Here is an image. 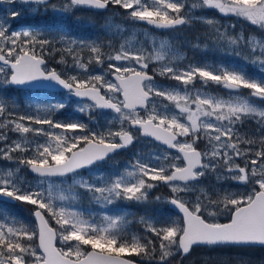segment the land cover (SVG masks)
Returning <instances> with one entry per match:
<instances>
[{
  "label": "snow or ice",
  "instance_id": "6c2138e0",
  "mask_svg": "<svg viewBox=\"0 0 264 264\" xmlns=\"http://www.w3.org/2000/svg\"><path fill=\"white\" fill-rule=\"evenodd\" d=\"M15 2L8 0L10 4ZM18 2L27 6L30 13L51 11L69 19L83 9L106 11L109 6H118L133 23L144 22L157 29L175 30L201 23L209 26L217 42L223 40L233 55L240 57L239 49H247L245 61L264 73V36L229 35L220 31L217 21L196 14L198 10L215 9L264 30V0ZM7 11L8 16L0 18V159L13 161L17 167L0 169V197L32 206L38 227L31 228L0 211V264H136L129 257L147 259L149 264H170L173 257L190 254L194 246L264 247V105L258 103L264 101V77L251 76L235 64L179 67L175 61L183 57L174 54L170 41L149 38L145 33V42L151 47L148 51L135 34L123 38L125 30L110 23L105 25L106 30L112 36L122 37L118 48L112 40L106 43L77 40L70 34L60 35L54 41L43 38L31 26L12 30L9 18H17L21 13L11 8ZM113 27L116 31H111ZM105 48L110 51L106 53ZM56 54H60L59 63L66 65V57H71L73 69L88 71L93 63H107V72L87 79L77 75L63 78L64 74L54 68L45 70L44 56ZM152 62L160 67L150 75ZM107 75L112 79H107ZM156 75L177 84L164 87L156 81ZM197 79L204 85L214 83L224 87L227 98L196 89ZM36 81L54 82L69 94L89 98L91 104L78 108L81 113L88 112L89 119L93 109L111 110L119 130L111 127L93 130L78 120L55 121L53 115L66 107L64 102L37 105L34 113L17 115L18 103L6 94L7 87ZM242 89L250 90L247 96L242 95ZM246 119L257 123L253 136L240 133ZM44 125L60 129L62 134L45 130ZM77 131L81 134H75ZM10 134H16L17 139H10ZM36 137L47 139L39 142ZM140 137L152 138L168 150L174 149L175 154L137 152L122 171L105 175L98 166ZM29 152L31 156L27 155ZM15 153L24 155L16 157ZM21 166L35 174V184L20 175ZM92 168L96 169L95 175L80 174L81 169ZM210 174L216 175L217 180L251 185V191L245 194L216 191L217 198L213 199L212 192L199 186L201 178ZM69 175L72 183L67 186L49 182L51 177ZM159 183L170 189L166 202L178 209L182 218L163 223L140 218L145 230L159 241L158 247L147 237H127V212L105 213L97 223L93 213L86 218L78 208L56 203L77 202L80 199L77 189H83L92 202L102 207L122 200L144 202L149 198V190ZM182 194H194L195 200L186 201ZM155 199L160 201L161 197ZM205 213L211 218L230 214V220L209 222ZM50 220L58 227L51 226ZM85 246L91 250L85 251ZM205 264H254V261L239 254L210 259Z\"/></svg>",
  "mask_w": 264,
  "mask_h": 264
},
{
  "label": "rangeland",
  "instance_id": "374dc122",
  "mask_svg": "<svg viewBox=\"0 0 264 264\" xmlns=\"http://www.w3.org/2000/svg\"><path fill=\"white\" fill-rule=\"evenodd\" d=\"M57 2L58 1H56L55 3H57ZM17 3H19L18 0H16L15 3H11V4L8 3V0H0V18L8 16L7 10L9 8L15 10L14 7L16 8ZM18 9L21 11L20 12L21 16L14 18V19L9 18V23L11 24L12 30H19L21 28V27L14 25L13 21L23 19L26 16L31 17V16L35 15L33 13H30L27 10V6H23V5L20 7L18 6ZM38 14H40L42 16H46V17H48V14H50L52 16V19L54 17H58L60 20H63L65 18V16L56 15V14L53 15V13L50 11L47 13H44L43 11H41ZM196 14L197 15H203L207 18H210V19L217 21L218 25L220 26V31L221 32L226 31L229 35H236L239 33H243L245 35L246 28H249L252 30H261L264 33V30L260 29L259 26L253 25L251 22L246 21L241 17H236L235 15H231V14L224 15L215 9H205L203 11L198 10L196 12ZM99 16H100V18L103 19L104 24H102V26H103L104 30H106L105 25L108 23H110L113 26L119 25L121 28H123L125 30L123 32V38H128V37H131L133 34H135L136 38L140 42H144L143 39L140 38V36H145L144 35L145 33H148L149 38L155 37L154 34H151L148 32V29L143 28L141 26V24L133 23V21H131L127 17L126 11L119 8L118 6H109V8L106 11L101 12V14H99ZM197 24H201V23H197ZM202 25H204V24H202ZM232 26H234V28ZM25 27H27V26H25ZM207 27H208L209 32H212L211 28L209 26H207ZM32 28L34 30H39L41 32L43 38L49 37V38L53 39L54 41L58 40L60 35H63V34H59V33L49 31L48 29H44V28L38 27V26L32 27ZM111 31H116V28L113 27L111 29ZM107 32L109 35H111L109 31H107ZM248 35L259 36L258 34H254V33H252V34L249 33V34H247V36ZM211 38L212 37L210 35V39ZM77 40H84V39H77ZM157 40H159V39H157ZM213 40H214L215 44H213L214 42H212V43L210 42L211 47L215 51L219 52L222 57H221V59L216 58V59L209 60L208 65L230 66V65L235 64L237 66L243 67L246 70V72L251 76L264 77V73H261L258 70L257 66H253V65L247 63L245 61V59L243 60V55H241L240 57H237L231 53V50L229 48H227L225 42H223V44H222L220 42L218 43L216 38H213ZM168 41H170V40H168ZM170 42L173 46V52L175 53L174 44H173L172 40ZM56 46L58 48L62 47V45H60V44H56ZM222 46L224 47V49H223L224 53H222L220 50ZM144 47L146 49H148V51H151L150 46H146L144 44ZM178 56L184 57V54L179 53ZM169 57H171V53H170ZM50 60L53 63H51V65H49V66L46 65L45 70H49V69L54 68L59 73H62V72L69 73L68 69L73 70V71L74 70H80V69H73L70 67V65H72L73 61L68 60L67 65L59 63L60 54H56V55L51 56ZM242 61H245V62H242ZM116 63H118V62H116ZM124 66H128V65L125 64ZM185 67H187V66H185ZM80 71H84V70H80ZM106 72H107V69L105 67L102 68L101 65L90 66L88 71H84V73L88 77L92 76V75H98L101 73H106ZM106 78L111 80L109 75H107ZM9 87L10 86L7 87V93L6 94L17 101V103H18L17 115L32 114L36 111L37 105H45L48 103L64 102L66 104V107L62 110H58L53 115V119L55 121L71 122L70 118L75 117L74 113H77L78 115H81V116L83 115L86 118L85 124H87L90 129L107 130L109 127H111L112 130H119L120 125H119L118 121L113 120L115 113H113L111 111H100L97 109H93L91 112L92 119H89V113L88 112L81 113L78 111V108L85 106V105H88V104H91V102H89V101H74L71 99V96L69 93H55L53 95L45 94V93H37V94H35V93H23L22 97H19L18 95H20L21 93L12 91L11 89H9ZM164 87H166V86H164ZM220 87H222V86H220ZM221 89H223L222 93L212 92L210 90L204 91V92H207V93L212 94V95L222 96V97L227 98L228 91L223 87ZM241 93H242V95L247 96L249 91H246V93H243L241 90ZM157 101L159 102L160 98H157ZM164 103H165V101H164ZM258 103L264 105V101H258ZM170 107H172V106L170 105ZM143 114L144 113L141 112V115H143ZM109 121H112V123L109 124ZM33 127H40V126L39 125H33ZM43 127L45 128V130H52V129H49L47 125H44ZM52 131H55L57 134H62L60 129H54ZM75 134L78 135L81 133L79 131H77ZM241 134L243 135L244 133L242 132ZM245 134H247V133H245ZM68 135H72V133H69ZM29 138H32L31 134H29ZM10 139H17V135L16 134H10ZM35 139L38 140L39 142H44L47 138L46 137H36ZM153 144L146 141L144 138L140 137V139L135 142V145H133L131 148L128 149V151L124 154L123 158L118 157V156L117 157H111L108 160H106V162L100 164L98 167L103 171V173L105 175H107V174L112 173L116 170L122 171L130 162H132L135 159L137 152H142V153L148 154V153H152V152L160 153V152L168 151V150H165L159 146H155ZM22 155H24V154L15 153L16 157H20ZM27 155L31 156L32 153L29 152V153H27ZM237 163L242 164V161L237 160ZM16 167H17V165L13 161H7L4 159H0V169H8V168L14 169ZM80 174L83 176L95 175L96 169L92 168V169H87L85 171H80ZM20 175L23 176L28 182H30L32 184H35L37 182V177L31 175L28 172L26 167L21 166ZM49 182L52 183L53 185L67 186V185L72 183V177L70 175L69 177H63V178H61V177L50 178ZM199 186L206 188L209 192H212L213 194H215L216 191L220 192L221 194H223L225 191L236 193V194H245V193L251 191V185H246L243 183H237L236 181L225 180L223 178L220 180H217L216 175H211V174L206 176V177L201 178V183ZM45 187H47V183L45 184ZM77 191L80 193V199L77 202H72V201L60 202V201H57L56 202L57 205L59 206L61 203H64V205L67 207L78 208L79 210H81L85 213L86 218H87L89 213H93V214H95L93 218L96 220L97 223L100 222V217L105 213L110 214V215H115V214H119L121 211H123V212H127L128 216L135 213L134 210H131V209L129 210L127 208L122 207V204H118V202L116 205H108V206L102 207L101 205L92 202L89 198V194L87 192H85L83 189H77ZM169 197L170 196H164L161 199L166 201ZM183 198L186 201H194L195 195L194 194H187V195H183ZM28 206L31 207L30 205H28ZM17 207H18L17 210L19 212H21L19 205H17ZM12 215L14 216L16 214L13 213ZM141 217L153 218L155 220L160 221L161 223L168 221V220H174V219H160V218H157L156 216H153V215H145V213L142 212L139 215H136L133 219L127 218L129 223L125 226V229H126V235L128 238H131L132 235H137V236H141V237L152 236L151 233H149L145 230L144 224H142L140 222ZM16 218L18 220H20L21 222L29 225L32 228L29 217L27 218V217L19 216ZM50 222L54 225V227H58L55 224L54 220H50ZM158 244H159V241L157 240V246H158ZM57 246L58 247L61 246L59 242H57ZM213 247L214 246L198 247V248L194 249L188 256H186L184 264H193L195 262H197L196 264H205V261H208L210 259L214 260L217 257H226L229 255L235 257L239 254H246L247 257L251 258L254 261V264H262V262H264L263 258H259L258 256H254L253 254L249 255L250 253H231L229 251L220 250V249L211 250ZM202 248H205V249H202ZM139 259L141 260V258H139ZM142 261H148V260L144 259Z\"/></svg>",
  "mask_w": 264,
  "mask_h": 264
},
{
  "label": "trees",
  "instance_id": "16d2710c",
  "mask_svg": "<svg viewBox=\"0 0 264 264\" xmlns=\"http://www.w3.org/2000/svg\"><path fill=\"white\" fill-rule=\"evenodd\" d=\"M18 6L20 7L22 5L20 3H17L16 8L14 7V9L16 11L21 12L18 9ZM99 14H101L100 11L83 9V10L77 11L75 13V15L71 17V19H69V17H67V16H65V18L63 20H60L58 17H54L53 20H51L52 25H51L50 29L53 30L54 25L61 23L62 25L66 26L67 31H70V33L75 34L77 36V38L84 39L83 36L90 35L91 37H88L87 39H93L95 36H97L96 40L101 41V39L98 37L101 34L100 31L86 28L87 26H91V25L97 26V25L102 24L103 19L100 18ZM77 18H79V19H77ZM45 23H46L45 19L40 14H35L34 16H31V17L26 16L23 19L13 21V24L18 26V27H20V26L37 27L38 26V27H42V28L43 27L47 28ZM69 26L70 27L71 26H80V28L70 29ZM255 32L264 35V33L261 30H256ZM37 50L39 51V49H37ZM45 57L49 61L51 56L45 55ZM66 58L68 61L69 57H66ZM63 74H64V78H67L66 77L67 75L65 73H63ZM9 89L12 90V88H10V87H9ZM39 92L49 94L48 92H43V91H39ZM35 93H37V92H35ZM74 115H75V117L70 118V121L78 120L82 123H85L86 118L83 115L82 116L78 115V114H74ZM241 129H246L247 135L253 136L257 130V123H254L252 120L246 119L244 121L243 125L240 127V130ZM127 151H125V152H127ZM125 152L121 153L120 156L122 157ZM170 195H171V193H170V190L168 189V187H166L165 185L157 184L156 187L149 190V198L147 201L136 202V201L122 200V201H119L118 204H122V207L127 208L129 210L130 209L134 210L135 213L128 216L127 218L133 219L136 215H139L140 213L144 212L145 215H153V216H156L157 218H160V219L180 220L178 218V216L175 213H173L167 207V202L165 200L161 199L160 201H157L155 199L157 196L162 198L164 196H170ZM212 198L216 199L217 197L215 194H213ZM229 215L230 214H222L216 218H211V217L207 216V213H205L204 217H205V219H207L209 221L222 222V221L228 220ZM31 225H32V227H34V223L32 220H31ZM34 229H35V227H34ZM146 237L148 239H153L157 244V240L153 235L152 236H146ZM88 248H90V246H85L86 250ZM202 249H205V248H202ZM213 249L225 250V251H229L231 253H250L249 255L253 254L254 256H258L259 258L264 259V248H262V247L245 248V247H237V246H215L211 250H213ZM129 258L134 259V260H140L139 259L140 257H129ZM185 259L186 258H181L179 255H177L170 260V264H184ZM147 263L149 264V261ZM196 263L197 262H195L193 264H196Z\"/></svg>",
  "mask_w": 264,
  "mask_h": 264
},
{
  "label": "flooded vegetation",
  "instance_id": "af4514ba",
  "mask_svg": "<svg viewBox=\"0 0 264 264\" xmlns=\"http://www.w3.org/2000/svg\"><path fill=\"white\" fill-rule=\"evenodd\" d=\"M58 0H52L53 3H55ZM102 26H92L90 28L93 29H99L97 31H100L101 34L98 36L101 41L103 42H107L109 40H112L114 42V47L119 46V44L122 42V38L121 36H112L109 35L107 33L106 30L101 28ZM143 28L148 29V32L151 34H154L155 38L157 39H164V40H172L173 44H174V50L176 55H178L179 53H183L184 57L182 60H177L175 61L176 65L179 67H185L188 65H204V64H208L209 62V54H210V35H212L213 38H215V33L210 34L208 27L202 24H195L193 26L190 27H185V26H181L175 30L172 29H157V28H153L151 26H147V25H142ZM80 27L77 26H73L70 27V29H78ZM73 38L75 36H72ZM140 38L143 39V43L145 45H149V43L145 42V36H140ZM215 44V42L213 43ZM223 48V46L221 47V49ZM220 49V50H221ZM104 51L107 53L110 50L105 48ZM215 51V50H214ZM222 53H224L221 50ZM172 55V54H171ZM87 57V52H85V59ZM171 58V57H169ZM120 63V62H118ZM90 66H97L94 63ZM105 67L107 69V63H104L102 65V68ZM160 67V64L157 62H152L149 64V69L148 71L150 73H153V69H158ZM97 68V67H96ZM70 70V69H69ZM70 76L71 75H77L78 77H83V78H88V76L84 73V71H80V70H70ZM156 81L161 84L162 86H166V87H174L177 82L174 80H169L167 78L164 77H160L159 75L155 76ZM194 87L196 89H200L202 91H207L209 86L204 85L199 79H197L195 81V85ZM215 89L219 88V87H214ZM202 146V143L201 145ZM1 200H6L8 202L13 203L14 201L11 200L10 198H6V197H0V201Z\"/></svg>",
  "mask_w": 264,
  "mask_h": 264
},
{
  "label": "water",
  "instance_id": "95a60500",
  "mask_svg": "<svg viewBox=\"0 0 264 264\" xmlns=\"http://www.w3.org/2000/svg\"><path fill=\"white\" fill-rule=\"evenodd\" d=\"M140 23H144V22H140ZM146 24V23H144ZM152 26V25H151ZM154 27V26H153ZM151 75V74H150ZM51 83V86H47ZM13 86H16L18 88H29V89H47V90H51V91H67L66 89H64L62 86L58 85V84H55L54 82H48V81H36V82H31V83H28V84H25V85H13ZM72 98L73 99H76V100H88L90 102H92L89 98L87 97H76L75 95H72ZM101 110H108V109H101ZM151 140H153L152 138H149ZM159 144V142H156ZM163 146V145H162ZM165 148H167L166 146H163ZM123 150V149H121ZM119 150V151H121ZM173 151H175L173 149ZM113 155V154H112ZM83 170V169H81ZM30 172V171H29ZM31 173V172H30ZM33 174V173H31ZM35 175V174H33ZM170 208H172L175 212H177L181 217H182V213L179 212L178 209H176L174 206H172L171 204H168ZM230 220V219H229ZM228 221H225V222H221V223H227L229 222ZM34 221L36 223V226L38 227V224H37V221L35 220L34 218ZM256 246H259V245H256ZM195 247V246H194ZM91 250V249H90ZM88 250V251H90ZM136 264H144V263H141V262H137L136 261Z\"/></svg>",
  "mask_w": 264,
  "mask_h": 264
}]
</instances>
